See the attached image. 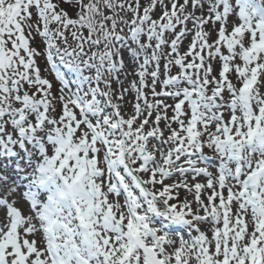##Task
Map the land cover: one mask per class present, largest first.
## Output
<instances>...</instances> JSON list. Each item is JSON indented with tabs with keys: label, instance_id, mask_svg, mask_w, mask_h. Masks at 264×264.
<instances>
[{
	"label": "snow or ice",
	"instance_id": "obj_1",
	"mask_svg": "<svg viewBox=\"0 0 264 264\" xmlns=\"http://www.w3.org/2000/svg\"><path fill=\"white\" fill-rule=\"evenodd\" d=\"M0 264H264V0H0Z\"/></svg>",
	"mask_w": 264,
	"mask_h": 264
},
{
	"label": "rangeland",
	"instance_id": "obj_2",
	"mask_svg": "<svg viewBox=\"0 0 264 264\" xmlns=\"http://www.w3.org/2000/svg\"><path fill=\"white\" fill-rule=\"evenodd\" d=\"M173 71H175V69H173ZM128 79H129V80H131V79H132V77H131V76H129V77H128ZM129 99H130V98H129Z\"/></svg>",
	"mask_w": 264,
	"mask_h": 264
}]
</instances>
